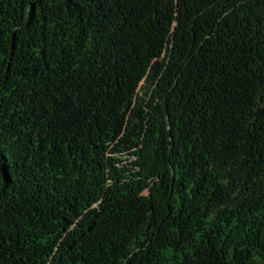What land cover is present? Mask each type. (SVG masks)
<instances>
[{"label": "trees", "instance_id": "obj_1", "mask_svg": "<svg viewBox=\"0 0 264 264\" xmlns=\"http://www.w3.org/2000/svg\"><path fill=\"white\" fill-rule=\"evenodd\" d=\"M0 264H264V0H0Z\"/></svg>", "mask_w": 264, "mask_h": 264}]
</instances>
